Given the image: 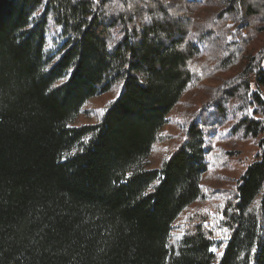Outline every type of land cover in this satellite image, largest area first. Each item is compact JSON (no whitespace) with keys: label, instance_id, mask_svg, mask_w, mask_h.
<instances>
[{"label":"trees","instance_id":"1","mask_svg":"<svg viewBox=\"0 0 264 264\" xmlns=\"http://www.w3.org/2000/svg\"><path fill=\"white\" fill-rule=\"evenodd\" d=\"M261 38L264 0H0V264H264Z\"/></svg>","mask_w":264,"mask_h":264},{"label":"rangeland","instance_id":"2","mask_svg":"<svg viewBox=\"0 0 264 264\" xmlns=\"http://www.w3.org/2000/svg\"><path fill=\"white\" fill-rule=\"evenodd\" d=\"M264 42V39L261 38L259 41L255 43L256 46L261 45ZM119 90L117 87H112L108 92L105 94L99 95L97 97H94L90 99V101L85 105V109H87L89 112L87 114H81L79 115L74 122H72L73 125H82V124H90L95 123L97 120L99 121V118L103 112V108L106 106L107 102L115 96H117ZM190 92L188 93V95ZM185 98V97H183ZM182 109V104L179 103L176 105L169 113L167 123L162 128V133L165 134H171L173 137L171 139H175L177 135L183 132L184 126L182 124V120L180 119V111ZM222 131V128L219 129ZM170 140V139H169ZM166 142V143H172L173 140ZM165 143V142H162ZM165 143V144H166ZM164 144V145H165ZM163 145L159 149L152 150L151 154L146 160V168L153 169L160 167V161L163 157L164 150H162ZM238 148H240V154L237 156H232L231 161L228 164L227 168L223 170L225 174L238 178L240 174L245 170L246 166L252 162L254 159V154L257 152V147H255L251 141L250 142H243L239 143L237 145ZM209 174L203 176V180L206 179V177Z\"/></svg>","mask_w":264,"mask_h":264},{"label":"snow or ice","instance_id":"3","mask_svg":"<svg viewBox=\"0 0 264 264\" xmlns=\"http://www.w3.org/2000/svg\"><path fill=\"white\" fill-rule=\"evenodd\" d=\"M230 27H231V26H230ZM109 47H111V45H109ZM166 159H168V158H166ZM129 175H131V174H129ZM204 226L207 227V226H208L207 223H205ZM224 231H227V230L225 229ZM209 239H211V237H209ZM210 250L213 251V252H217V251H218V249L215 248V247L211 248ZM221 255H222V254H221Z\"/></svg>","mask_w":264,"mask_h":264}]
</instances>
